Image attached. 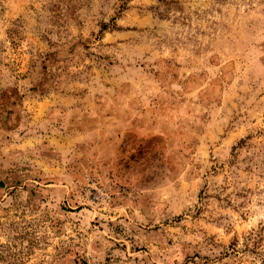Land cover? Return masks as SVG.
Listing matches in <instances>:
<instances>
[{
	"label": "rangeland",
	"instance_id": "1",
	"mask_svg": "<svg viewBox=\"0 0 264 264\" xmlns=\"http://www.w3.org/2000/svg\"><path fill=\"white\" fill-rule=\"evenodd\" d=\"M0 264H264V0H0Z\"/></svg>",
	"mask_w": 264,
	"mask_h": 264
}]
</instances>
